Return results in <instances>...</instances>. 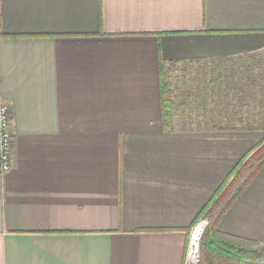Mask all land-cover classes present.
Here are the masks:
<instances>
[{"label": "crops", "instance_id": "1", "mask_svg": "<svg viewBox=\"0 0 264 264\" xmlns=\"http://www.w3.org/2000/svg\"><path fill=\"white\" fill-rule=\"evenodd\" d=\"M261 53L264 0H0L14 136L0 264H184L190 228L264 133L214 129L205 81L178 92L204 105L174 130L159 66ZM217 230L264 245V166Z\"/></svg>", "mask_w": 264, "mask_h": 264}, {"label": "rangeland", "instance_id": "2", "mask_svg": "<svg viewBox=\"0 0 264 264\" xmlns=\"http://www.w3.org/2000/svg\"><path fill=\"white\" fill-rule=\"evenodd\" d=\"M168 73L165 81L171 85L169 99H174L176 108L171 112L169 120L171 121L172 117L177 119L172 127L174 130L191 127L188 122L186 125H179L178 118L182 119L190 112L192 114L195 108L189 102L176 100L178 92H188L194 83L204 81L209 85L208 88L211 86V90L208 91L210 98L207 110L212 111L211 119L214 122H223L220 124L226 126L229 123L225 121L226 119L231 118L235 121V118H240L251 121V124L264 125V53L212 60L201 68L186 73H179L170 68ZM213 89L220 90L221 97L217 96ZM186 100L189 101L187 97ZM217 102L220 106H217ZM209 116L210 113H207V119ZM205 219L209 225L210 219Z\"/></svg>", "mask_w": 264, "mask_h": 264}, {"label": "trees", "instance_id": "3", "mask_svg": "<svg viewBox=\"0 0 264 264\" xmlns=\"http://www.w3.org/2000/svg\"><path fill=\"white\" fill-rule=\"evenodd\" d=\"M159 73L160 79L162 81L160 85L161 113L163 122L165 123L170 120L173 101L169 99L171 85L165 81L167 74L161 65L159 66ZM213 92L217 94V96L221 97L220 90L213 89ZM206 95L207 98L210 96V94L208 95L207 93ZM202 98L203 100L201 101L199 97H197L195 109H197L198 104L204 105V97ZM217 106H220L219 102H217ZM230 119H228L230 124L229 126H220L216 124L214 129L264 131V125L251 124V121H244L240 118H238L237 121ZM263 166L264 137L240 159V161L230 172L227 179L218 188L212 199L198 215L197 221L202 218L210 219V223L204 231L201 241V257L199 264H212L213 261L221 259L238 260L240 262L247 258L258 260L264 257V245H259L252 241L228 236L220 233L217 230L220 220Z\"/></svg>", "mask_w": 264, "mask_h": 264}, {"label": "built area", "instance_id": "4", "mask_svg": "<svg viewBox=\"0 0 264 264\" xmlns=\"http://www.w3.org/2000/svg\"><path fill=\"white\" fill-rule=\"evenodd\" d=\"M10 120V106L0 96V177H3L10 171L12 163L14 136L11 132ZM207 226L208 220L202 218L190 228L184 264L200 263L201 241ZM258 263L264 264V257Z\"/></svg>", "mask_w": 264, "mask_h": 264}]
</instances>
